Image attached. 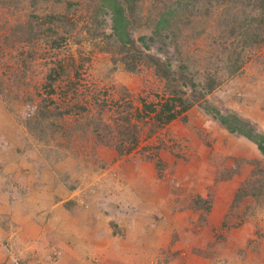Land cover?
Returning <instances> with one entry per match:
<instances>
[{"label": "rangeland", "instance_id": "374dc122", "mask_svg": "<svg viewBox=\"0 0 264 264\" xmlns=\"http://www.w3.org/2000/svg\"><path fill=\"white\" fill-rule=\"evenodd\" d=\"M162 1L134 4L135 38L152 35ZM200 1L187 8L185 27L178 16L147 40L148 49L138 45L173 71L186 63L194 84L183 88L188 96L215 79L204 99L264 133V45L229 72L231 41L221 21L244 4L228 0L226 14L224 4ZM96 5L0 0V264H264V156L201 100L151 137L144 133L129 153L118 155L91 133L98 118L115 125L141 98L159 100L165 84L150 61L136 56L131 70L132 55L103 34L95 39L111 32L110 15ZM60 12L72 21L53 19ZM48 34L64 37L59 49ZM70 55L78 71L77 90L68 94L78 101L75 113L41 137L29 116L49 104L41 101L49 67ZM51 120L39 119L42 126Z\"/></svg>", "mask_w": 264, "mask_h": 264}, {"label": "trees", "instance_id": "16d2710c", "mask_svg": "<svg viewBox=\"0 0 264 264\" xmlns=\"http://www.w3.org/2000/svg\"><path fill=\"white\" fill-rule=\"evenodd\" d=\"M98 12L109 14L111 20V32L108 34L99 32L95 34L99 37L100 34L114 46L118 47L120 52H125L127 56L132 55V63L127 62L129 69H135L137 66V58H144L150 61V64L155 68L157 74L164 80L165 84L160 91L161 95L159 100H146L144 97L140 99L141 105L133 110V106H129L120 112L119 118L116 123L111 124L104 120L102 117L95 120V127L91 129V133L95 136L96 140L108 146H112L118 155L129 153L137 148L140 143L142 135L145 133L146 137H151L154 133L162 129L165 125L183 115L189 108H191L195 101H200L203 109L225 126V128L232 133H238L250 140L256 145L260 153L264 156V133L259 130L256 125L248 119L240 116L235 112H222L219 108L210 105L205 98V95L211 92L218 82L213 79L203 84L202 91H195L191 95H187L183 90L185 86H191L194 90V84L188 83V76L185 73L186 63L180 64L176 71L171 70L170 63L161 57L143 52L141 47L145 49L149 47L147 40H153L154 36L161 34L163 30L172 28L177 23L176 18L183 16V27L188 23L187 8L192 6L198 7L201 4L200 0H164L161 2L159 10L151 20L152 35H140L135 38L133 30L136 27V17L133 13V6L138 0H96ZM228 0H209L212 7L216 8L222 3L226 6V14L232 11L227 3ZM244 4L243 8H248V11L237 9L232 18L222 19L223 31L226 33L227 39L231 41L228 48L227 59L225 66L229 68V72H233L242 67L246 62L247 56L244 54L251 50L253 47H260L264 45V0H240ZM70 4V3H69ZM188 8V9H189ZM231 8L232 5H231ZM71 17V16H70ZM69 15L59 13L58 16L53 17L56 21L70 22L72 17ZM97 21L96 23H98ZM50 34H55L56 30L52 27H46ZM180 30L179 28L177 29ZM174 31H172L173 33ZM50 36V46L59 49L64 37ZM140 42L141 47L138 45ZM107 43V44H110ZM20 53V52H19ZM80 53V52H79ZM12 54V53H10ZM22 55V53H21ZM127 60V58H126ZM23 61V59H22ZM78 75L76 70L75 59L72 55L67 56L65 59H59L53 66L49 67L46 74L45 96L43 100L48 103L35 105V110L30 114L29 119L34 120L35 128L40 127L42 131L39 136H52L53 129L59 124L64 117H70L75 112L73 107L76 103H70L69 93H75L76 84L73 82V76ZM189 84V85H188ZM59 94V98L54 95ZM131 105V103H130ZM51 109V110H50ZM46 110L49 115L48 117ZM45 117L49 120L53 118L49 126H42L39 119ZM60 120V121H58ZM87 130V129H86Z\"/></svg>", "mask_w": 264, "mask_h": 264}]
</instances>
